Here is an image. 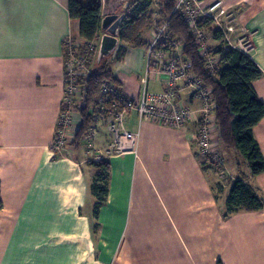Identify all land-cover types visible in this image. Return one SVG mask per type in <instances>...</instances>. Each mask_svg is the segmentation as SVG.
Instances as JSON below:
<instances>
[{"label":"crops","instance_id":"1","mask_svg":"<svg viewBox=\"0 0 264 264\" xmlns=\"http://www.w3.org/2000/svg\"><path fill=\"white\" fill-rule=\"evenodd\" d=\"M249 5L254 33L246 53L263 70L254 88L264 102V0ZM157 22L143 30V45L120 39L111 56L121 90L134 99ZM79 31L68 0H0V264H264V206L228 212L227 205L231 181L241 176L264 202V172L251 175L244 158L227 152L236 166L221 181L196 144V120L175 129L130 111L136 150L107 159V193L96 209L98 169L85 145L76 148L71 138L52 148L65 94L64 41ZM147 87L163 91L164 79L150 77ZM179 100L200 106L184 88ZM71 115L79 127L77 108ZM100 127L96 144L104 147L109 133ZM254 136L264 156V118Z\"/></svg>","mask_w":264,"mask_h":264},{"label":"built area","instance_id":"2","mask_svg":"<svg viewBox=\"0 0 264 264\" xmlns=\"http://www.w3.org/2000/svg\"><path fill=\"white\" fill-rule=\"evenodd\" d=\"M203 7L200 0H177L175 10L183 15L196 36L200 54L206 59V68L211 75L215 76L218 71V57L214 55L209 45H205V30L199 26L198 19L202 15H207L216 21L217 16L211 14L210 9L204 11ZM225 12L226 10L222 8L219 15ZM223 33L225 35L224 31ZM225 39L229 43V39L226 37ZM100 41V34L86 42L70 34L64 41L65 94L58 131L52 146L55 151L62 150L78 128L74 127L71 115L74 101L81 95L77 77L93 73ZM231 46L246 52L242 42ZM153 76L164 79L163 91L152 92L148 89L147 81ZM142 82L141 94L137 99L130 97L111 81L102 82L91 108L94 121L82 140L87 160H107L109 157L136 150L139 135L126 128L127 114L136 110L142 120L160 123L175 129H182L191 121L196 120L199 124L195 135L196 144L206 162L214 168L220 179L225 180L229 171L226 158L221 153L216 123V101L212 95V88L192 71V62L182 54V40L170 36L166 22L156 25L153 39L148 44L146 73ZM183 88L199 100V107H190L180 102L179 97ZM101 124L106 125L109 133V142L104 147L96 144V136Z\"/></svg>","mask_w":264,"mask_h":264},{"label":"trees","instance_id":"3","mask_svg":"<svg viewBox=\"0 0 264 264\" xmlns=\"http://www.w3.org/2000/svg\"><path fill=\"white\" fill-rule=\"evenodd\" d=\"M159 2L157 12L152 10L154 0H131L128 8L121 10L125 13L119 30L121 41L128 45L141 46L145 43L142 33L146 26L153 23L155 18H158V24L166 22L170 36L182 40V54L192 62V71L212 88L216 101V123L221 153L234 152L244 158L253 176L263 173L264 156L254 136V127L264 118V102L254 88V81L262 77L263 70L245 51L229 46L223 31L218 29L217 38L224 41L214 50V55L218 57V71L215 76L211 75L206 68L205 57L200 54L196 36L183 15L175 10L177 0ZM68 9L70 17L80 22V40L90 41L99 34L102 0H93L92 6L86 5L82 0H68ZM212 22L213 18L207 15L198 19L199 26L205 31ZM111 56L104 58L100 63L96 61L93 73L77 77L81 95L74 101L72 109L77 108L82 120L71 140V144L76 148L80 147L83 137L94 121L91 108L102 82L111 81L121 90L112 67ZM91 163L98 169L92 186L98 195L97 209L107 193L109 162L102 160ZM227 205L228 212L242 209L259 210L263 208L264 202L259 192L241 176L231 181ZM2 207L0 182V208ZM217 264L223 262L218 261Z\"/></svg>","mask_w":264,"mask_h":264},{"label":"rangeland","instance_id":"4","mask_svg":"<svg viewBox=\"0 0 264 264\" xmlns=\"http://www.w3.org/2000/svg\"><path fill=\"white\" fill-rule=\"evenodd\" d=\"M237 1L238 0H215L213 3L211 2L209 4H205V3L202 4L204 6L203 7L204 11L210 9L211 11L210 13L217 16L216 21L215 19H213V22L209 25V29L205 31L206 34L205 45L206 46L209 45L213 49V52L214 50H217V48L224 41L221 38H217L216 31L220 29V27L224 28L221 29H223V31L225 32L224 37L229 39V43H228L229 46L234 44L237 45V43L242 42V46L246 50V52L250 53L252 49V44H253L252 34L254 33V31L251 29L250 26L249 0L245 2L246 3L245 5L232 4ZM82 2L89 6L93 5V0H82ZM222 8H224L226 12L220 16L219 11ZM122 45L127 46L128 44L126 42H122ZM223 154L226 155V157L228 156V153L226 151L223 152ZM235 161H236L235 159H231V158L229 160L226 159L228 171H229L228 165L232 168L236 166ZM242 166L245 168L248 165L246 164V162H242ZM227 179L228 178H226L225 180L222 179L220 180L226 183Z\"/></svg>","mask_w":264,"mask_h":264},{"label":"water","instance_id":"5","mask_svg":"<svg viewBox=\"0 0 264 264\" xmlns=\"http://www.w3.org/2000/svg\"><path fill=\"white\" fill-rule=\"evenodd\" d=\"M131 0H102L101 28L104 31L101 36L97 61L111 56L118 47L120 37L119 30L125 13L121 10L128 8ZM121 12V13H120Z\"/></svg>","mask_w":264,"mask_h":264}]
</instances>
